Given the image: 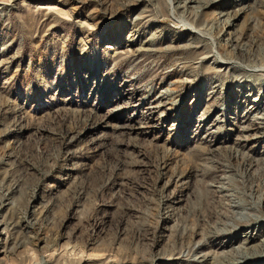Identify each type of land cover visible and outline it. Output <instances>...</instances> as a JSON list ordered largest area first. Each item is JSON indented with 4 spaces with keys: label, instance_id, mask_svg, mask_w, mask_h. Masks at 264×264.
<instances>
[{
    "label": "rangeland",
    "instance_id": "obj_1",
    "mask_svg": "<svg viewBox=\"0 0 264 264\" xmlns=\"http://www.w3.org/2000/svg\"><path fill=\"white\" fill-rule=\"evenodd\" d=\"M0 264H264V0H0Z\"/></svg>",
    "mask_w": 264,
    "mask_h": 264
}]
</instances>
